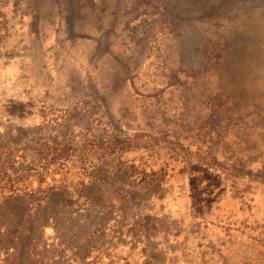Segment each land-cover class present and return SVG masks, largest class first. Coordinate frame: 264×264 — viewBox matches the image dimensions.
I'll return each instance as SVG.
<instances>
[{"label":"rangeland","instance_id":"1","mask_svg":"<svg viewBox=\"0 0 264 264\" xmlns=\"http://www.w3.org/2000/svg\"><path fill=\"white\" fill-rule=\"evenodd\" d=\"M16 186L0 264H264V0H0Z\"/></svg>","mask_w":264,"mask_h":264},{"label":"trees","instance_id":"2","mask_svg":"<svg viewBox=\"0 0 264 264\" xmlns=\"http://www.w3.org/2000/svg\"><path fill=\"white\" fill-rule=\"evenodd\" d=\"M16 187L10 188L9 190L5 191V192H1L0 191V197H4V196H8V195H13L16 194L18 192H20L18 189H16ZM31 193H34V191H31Z\"/></svg>","mask_w":264,"mask_h":264}]
</instances>
